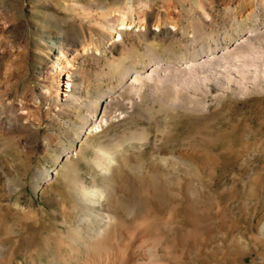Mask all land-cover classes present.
I'll return each mask as SVG.
<instances>
[{"label":"rangeland","instance_id":"obj_1","mask_svg":"<svg viewBox=\"0 0 264 264\" xmlns=\"http://www.w3.org/2000/svg\"><path fill=\"white\" fill-rule=\"evenodd\" d=\"M132 130L106 264H264V0H0V264L92 262L79 189Z\"/></svg>","mask_w":264,"mask_h":264},{"label":"bare ground","instance_id":"obj_2","mask_svg":"<svg viewBox=\"0 0 264 264\" xmlns=\"http://www.w3.org/2000/svg\"><path fill=\"white\" fill-rule=\"evenodd\" d=\"M119 20L120 21H117L118 26L121 25V29L125 28V26L127 25L126 24L125 17H123V19H119ZM54 44L57 45V47L55 46L56 49H57V52H63V44H61V43L60 44L54 43ZM56 55H58V53ZM56 55H55V60H53V62L54 61L55 62L59 61V58H58V56L56 57ZM67 66H70V63H68V64L65 65V67H67ZM66 76H67V78H70L71 77L70 74H66ZM68 82H70V81H68ZM67 85H70L72 87V84L71 83L70 84H67ZM164 98H165V100L164 101H161L159 103V108L157 110V114L159 115L160 113L161 114L162 113H165L166 114L165 115V118H167V117L174 118L175 117L174 114H173L174 113L173 112L174 110L171 107H169V105L167 103V100L169 98L167 96H165ZM151 109L152 108H150L149 105L148 106H145L143 108L140 107L138 109V111L136 112L135 116L142 114L143 116H145L147 118H150L149 113L151 112ZM109 116H111V115H109ZM131 116L132 115H130L128 118H131ZM153 117H155V116H153ZM157 127H159V131L160 132H163L162 131V128H161V124L158 123L157 124ZM123 135H125L123 137L124 138L123 142L121 143V141H120V144H118V142H119L118 141L116 143V147L117 146L120 147V145H121V147H123V150H120V149L118 150L117 149L118 147L116 148L115 146L113 147L112 145L115 144V143H113L114 141L112 142V144L111 143H107V144H99L98 143V145L93 150L95 152L94 153L95 156L94 157H91V162L98 169H100L101 172L103 173L104 176L101 178V182H102V185L103 186H97V185H93L91 187L82 186L79 189V195H80V198L82 199V201L86 202V204L87 203H90L92 205V207L99 206L102 209V211L98 212V214H96V215L94 214L95 216H97V218L99 220V226H97L98 227V231H96L94 233L92 232L89 235V241L94 242V245H95L94 247L96 249L95 254L92 255L93 259H92V262L90 264H93V263L95 264V262H97V264H106L108 262V260L111 258V256H112L111 254L114 253V249H115L114 247H115V244H116L115 243V241H116V234L112 231V229L111 230H107V231H106V229L108 228V225L113 220L116 219V216H114V215H117L116 213L118 212V209H119L120 206L117 207L115 201H113V202H110L109 203L108 207H106L105 202H104L105 199H106V197L108 196V195H106V192H107L106 191V188H108V190L110 191V190H113L114 186H116V181H115L116 175H115V173H116V170L117 169H119V168H125L126 166L128 168L130 167V161H131L132 155H128L126 153L127 155L125 154L126 156L125 155L123 156L122 153H125V151L127 150V148H129L131 145H133V142H132L133 140H134V142H136L135 141L136 139H142V137L139 136V135H142V133L139 134L138 131H136V130H132L130 135H127L126 132ZM131 135H133V136H131ZM93 145H92V147H94ZM152 163H155V162H152ZM142 166H143L142 164L134 163L133 170H136L137 171L138 169L142 168ZM151 168H152V171L153 170L154 171L153 172L151 171L152 173H149L148 172L146 174V177L148 179L147 181L149 182V184L151 186L150 189L155 191V196L157 194L160 195L159 194L160 189H161L160 188L161 187L160 186L161 185L160 182L163 181L162 180V176H161L162 174H161V172L157 168H155V165L154 166H151ZM151 168H149V170ZM161 190H164V188L161 189ZM109 195H111V194H109ZM159 197L161 198V196H157V199ZM110 200H113V199H110ZM124 201H123V203H124ZM124 207H125V209L130 210L131 208L133 209L135 206H132V203L131 202L130 203L126 202L124 204ZM134 210H136V209H134ZM90 213L93 216V213L92 212H90ZM92 216H91V218H92ZM109 254H110V256H109ZM96 260H98V261H96Z\"/></svg>","mask_w":264,"mask_h":264}]
</instances>
